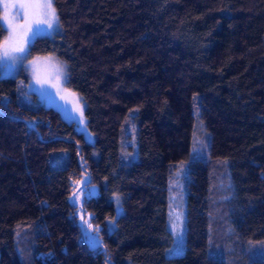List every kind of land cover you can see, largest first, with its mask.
I'll use <instances>...</instances> for the list:
<instances>
[{
	"label": "trees",
	"instance_id": "16d2710c",
	"mask_svg": "<svg viewBox=\"0 0 264 264\" xmlns=\"http://www.w3.org/2000/svg\"><path fill=\"white\" fill-rule=\"evenodd\" d=\"M53 3L28 53L65 62L88 137L0 75V264H264V0ZM182 160L184 248L166 255ZM83 171L97 192L78 203Z\"/></svg>",
	"mask_w": 264,
	"mask_h": 264
},
{
	"label": "rangeland",
	"instance_id": "374dc122",
	"mask_svg": "<svg viewBox=\"0 0 264 264\" xmlns=\"http://www.w3.org/2000/svg\"><path fill=\"white\" fill-rule=\"evenodd\" d=\"M9 4L19 3L20 0H0L1 9V20L6 26V32L0 43V54H2L3 44L5 38L9 35L7 31L8 25L4 22V3ZM8 15L11 17L15 15V10L10 9ZM22 24L23 19L16 21ZM49 30L46 26H41L40 34H51L56 28ZM37 35L33 36L27 46L26 53L23 54V59L17 61L16 64H12L11 61L0 60V75H16L19 72H24L25 77L19 76V83L23 84L29 93H34L38 100L51 105L59 110L62 116L68 120L75 123L78 130L82 131L86 137H88L87 128L84 123H80L81 115L80 111H83L84 101L79 94H77L73 89L66 84V65L65 62L60 59L55 53L47 52L36 55H29L28 49L30 43ZM79 109V110H78ZM84 117V115H83ZM195 145L192 150L199 151L202 149V142L200 138L194 141ZM176 165H183L177 172L175 179L169 178L166 189V209H165V222L167 229L171 234V241L165 247V254H177L180 253L184 248V232H185V212H184V195L187 180V166L186 160L177 162ZM225 165L222 164L220 169H224ZM171 177V176H169ZM88 176L85 171H83L76 180L73 181V185L77 188L73 193V199L81 203L83 199L89 194H94L97 192V186L95 184L87 183ZM180 213L183 217V224L181 229V236L174 237L172 235L170 212ZM78 214L81 217L82 228L85 237L91 244H96L100 240L99 232H93L89 229V224L93 228L99 229V224H95L90 218V212H82L78 208ZM87 221V223H85ZM259 248L257 253L259 255L264 254V248L262 246ZM211 253V252H210ZM132 264V263H130Z\"/></svg>",
	"mask_w": 264,
	"mask_h": 264
},
{
	"label": "snow or ice",
	"instance_id": "6c2138e0",
	"mask_svg": "<svg viewBox=\"0 0 264 264\" xmlns=\"http://www.w3.org/2000/svg\"><path fill=\"white\" fill-rule=\"evenodd\" d=\"M14 9L15 15L9 16V10ZM19 19H23V23H17ZM58 15L54 7L53 0H20L19 3H4V22L7 23V31L9 35L5 38L0 60L11 61L14 65L17 61L23 59V54L27 51L30 39L39 35L41 26H46L52 30L58 24ZM3 25H0L2 28ZM79 110V109H78ZM80 111L81 121L84 123L83 111ZM117 203L119 197L117 196ZM170 220L172 235L174 237L181 236L183 217L175 211L170 212ZM87 223V221H85ZM89 229L98 232V228H93L89 224Z\"/></svg>",
	"mask_w": 264,
	"mask_h": 264
}]
</instances>
